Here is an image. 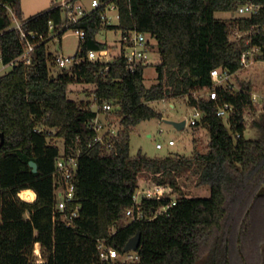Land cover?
Listing matches in <instances>:
<instances>
[{
	"label": "trees",
	"instance_id": "trees-1",
	"mask_svg": "<svg viewBox=\"0 0 264 264\" xmlns=\"http://www.w3.org/2000/svg\"><path fill=\"white\" fill-rule=\"evenodd\" d=\"M115 3L120 22L105 26V7L93 10L74 29L84 30L79 54L109 50L97 40L104 29L129 30L149 34L161 54L157 64L158 83L147 87L144 67L132 72L122 54L112 61L90 62L64 69L51 76L48 52L49 23L61 40L62 11L52 7L24 19L22 0H0V57L9 63L25 50L20 31L12 29L14 17L24 22L23 30L43 34L33 40L32 64L19 61L0 76V264H121L102 261L98 241L125 253L130 239L141 234L138 264H264V113L252 124L262 133L259 140L246 139V116H256L260 104L248 92L218 88L217 101L194 96L214 85V69L236 72L242 54L260 46L264 61V12L253 17L238 16V8L248 2L264 6V0H102ZM228 13V19L216 13ZM62 29V30H61ZM235 30L251 31L233 40ZM251 45H247V39ZM124 43V41H123ZM72 83L92 85L90 99L69 98ZM247 89L252 83L242 82ZM187 99L190 107L205 116L196 127L208 131L207 151L195 148L192 155L149 157L142 151L131 156V135L142 122L163 114L152 107L156 101ZM111 102L108 114L119 122L113 137L115 149L94 142L88 121L97 117L93 106ZM234 112L228 124L217 116L224 104ZM46 128L44 131L37 129ZM47 130H54L52 135ZM1 139L3 140L1 142ZM82 152L76 175L79 216L69 226L54 210L53 172L61 155ZM196 143V139L194 138ZM38 165L33 172L30 162ZM143 173L160 185L178 193L177 204L166 214L155 210L170 198L145 200V219L125 222L127 209ZM184 175L208 186L210 196H187L179 185ZM30 192L23 200L20 193ZM41 247V261L35 246Z\"/></svg>",
	"mask_w": 264,
	"mask_h": 264
},
{
	"label": "built area",
	"instance_id": "built-area-1",
	"mask_svg": "<svg viewBox=\"0 0 264 264\" xmlns=\"http://www.w3.org/2000/svg\"><path fill=\"white\" fill-rule=\"evenodd\" d=\"M55 8H59L62 11L64 26L68 27L69 30H74L80 37V42L84 41L86 38V32L80 29H74L77 23L87 16L90 12L95 9L105 7L104 13L102 14V22L105 26H116L120 22L119 8L115 3L102 2V0H91L89 6H85L82 0H55ZM264 12V6L260 4H255L253 2H248L241 5L238 8L237 15L245 17L257 16ZM24 22L17 20L14 17L12 29L20 31V37L26 45L25 52L19 56L17 59L5 63L0 57V76L6 74L5 70L9 67L13 68L18 64L19 61H24L26 65L32 64L31 53L35 49L33 40L44 39L43 34H38L36 32H26L23 30ZM55 25L51 21L49 23V37H56ZM62 30V29H61ZM68 30V31H69ZM251 33L242 32L240 30H235L231 35L233 40H238L244 36ZM151 37L149 34L139 32L137 30H129L125 36L122 35L120 54L123 55L127 68L132 72H136L141 67H148L151 64L149 52L151 51L154 43L149 39ZM124 41V43H123ZM156 41V40H155ZM247 45H251V39H247ZM263 54V50L260 46L251 45L250 48L245 50L241 58V66L236 72H230L228 70L214 69L211 72V76L214 82L212 88L203 89L206 91L208 97L206 99H211L217 101L219 99L218 88H228L232 90L245 91L248 92L252 101L256 104H261L264 101V94L258 93L252 84L251 89H247L241 85L242 82L249 83L248 80H242L239 83V77L242 73H245L251 69H254L260 63H264L263 60L257 59V55ZM109 50L102 51H89L86 57H82L79 52L73 56H66L64 54H58L54 56V64L58 65L63 69H70L75 65L79 64L83 60H88L90 62L105 61L109 60ZM4 73V74H3ZM196 93H194L195 96ZM197 100L204 98V96H195ZM193 108L192 117L189 120L191 126H197L202 122L205 113L197 107ZM93 110L98 113L97 117L93 120L87 122L86 126L88 130L94 132V142L92 144H102L106 147L108 154L112 153L115 149L113 137L117 136L120 131L119 122H112L108 118V114L114 112L115 107L111 102H105L102 106H93ZM234 112V107L231 104H224L220 106L217 111V116L223 118L228 124L230 117ZM261 113H264V106L258 111L255 118H258ZM248 116V115H247ZM246 116V121H247ZM46 128L37 129V131H44ZM49 135L54 133V130H47ZM169 146H174L175 141L170 140ZM157 149H162L163 145L161 143L157 144ZM81 151L76 153L66 154L62 150L61 155L56 161V168L53 172V187H54V210L55 213H61L67 224L72 226L74 224L75 218L79 216L81 205L77 202V184L76 175L79 170V158L81 156ZM172 188L166 185H160L154 183L152 187H139L137 188L133 196V205L127 209L124 221H135L145 219L143 213V203L145 200H160L162 198H170V201L155 210V214H166L177 204V199H174L171 195ZM128 223V222H127ZM98 249L100 251L99 257L102 261H119L121 264H131L132 262L138 264L140 262V256L137 251H128L124 254H120L118 250L110 247L106 240L98 241ZM40 257V258H39ZM39 261H41V256H38Z\"/></svg>",
	"mask_w": 264,
	"mask_h": 264
},
{
	"label": "rangeland",
	"instance_id": "rangeland-1",
	"mask_svg": "<svg viewBox=\"0 0 264 264\" xmlns=\"http://www.w3.org/2000/svg\"><path fill=\"white\" fill-rule=\"evenodd\" d=\"M85 6H89L91 0H82ZM56 4L55 0H22V8L24 19H28L32 16L39 14L40 12L54 7ZM231 15L228 13L219 12L216 13V17L220 19H228ZM122 31L117 29H104L101 31L97 40L106 43L110 46L109 49V60L120 54L121 48ZM148 39L154 43L151 51L149 52L151 64L144 70V83L147 87H151L158 83V71L157 64L161 61V54L158 49L155 39ZM80 46V37L74 30H69L62 37L61 40L58 38L52 39L47 44L48 52L52 55L64 54L66 56L75 55ZM12 68L9 67L5 72H9ZM49 69L51 76H57L63 72L64 69L58 65L50 62ZM69 70V69H67ZM4 74V73H3ZM240 81L251 82L253 88L260 94H264V63H260L254 69H251L245 73H242L239 77ZM92 85L85 83H72L70 85L69 98L71 100L81 102L89 100ZM195 96L208 97L206 91L200 90L195 92ZM171 104H173L171 106ZM152 107L163 114L162 119H152L140 123L131 135V156H136L139 151H142L149 157H166L169 155L184 154L187 156L192 155L195 148L202 152L207 151L209 142V135L204 125L199 127L191 126L189 120L192 117L193 108H191L187 99H174L167 101H156L153 102ZM264 106V101L261 102L260 108ZM255 117L252 115L247 116V129L244 133L246 139L259 140L262 138L260 130L252 124ZM170 121L175 122H186V126L179 130L174 125L169 123ZM196 139V143L194 142ZM174 140L175 145L169 146V141ZM163 145L162 149H157V144ZM58 146L61 150H64V143L62 140L57 141ZM155 182L152 176L147 173H143L139 178V187L147 188L152 187ZM179 185L183 192L187 196H198L208 197L210 196V188L208 186L198 185V179L192 178L188 175H184L179 179ZM174 199H177L178 193H174ZM23 199H32L33 195L30 192L21 193ZM26 200V201H27ZM130 222V221H127ZM35 255L41 256V247L35 246ZM40 258V257H39ZM135 264V263H131Z\"/></svg>",
	"mask_w": 264,
	"mask_h": 264
},
{
	"label": "water",
	"instance_id": "water-1",
	"mask_svg": "<svg viewBox=\"0 0 264 264\" xmlns=\"http://www.w3.org/2000/svg\"><path fill=\"white\" fill-rule=\"evenodd\" d=\"M169 123H171L172 125H174L177 129L181 130L186 126V122H175V121H170ZM0 137L2 138L3 136L0 135ZM3 140L1 139V142ZM30 166L33 169V172L36 173L38 171V165L35 162H30ZM140 243H141V234H137L135 237H133L132 239L129 240V242L127 243L126 247H125V252L128 251H137L140 247Z\"/></svg>",
	"mask_w": 264,
	"mask_h": 264
},
{
	"label": "crops",
	"instance_id": "crops-1",
	"mask_svg": "<svg viewBox=\"0 0 264 264\" xmlns=\"http://www.w3.org/2000/svg\"><path fill=\"white\" fill-rule=\"evenodd\" d=\"M46 10H48V9H46ZM46 10H44V11H46ZM43 12V11H42ZM173 104H171V106H172ZM20 197H21V193H20ZM22 198V197H21ZM23 199V198H22ZM24 200V199H23Z\"/></svg>",
	"mask_w": 264,
	"mask_h": 264
}]
</instances>
